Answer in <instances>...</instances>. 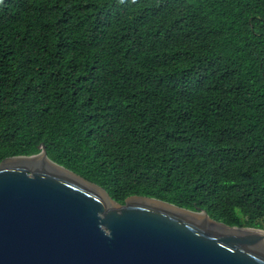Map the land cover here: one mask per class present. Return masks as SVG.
I'll return each instance as SVG.
<instances>
[{
    "label": "trees",
    "instance_id": "1",
    "mask_svg": "<svg viewBox=\"0 0 264 264\" xmlns=\"http://www.w3.org/2000/svg\"><path fill=\"white\" fill-rule=\"evenodd\" d=\"M264 229V0H0V161Z\"/></svg>",
    "mask_w": 264,
    "mask_h": 264
},
{
    "label": "water",
    "instance_id": "2",
    "mask_svg": "<svg viewBox=\"0 0 264 264\" xmlns=\"http://www.w3.org/2000/svg\"><path fill=\"white\" fill-rule=\"evenodd\" d=\"M0 264H264V229L144 195L117 202L41 144L0 161Z\"/></svg>",
    "mask_w": 264,
    "mask_h": 264
}]
</instances>
